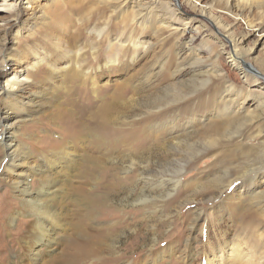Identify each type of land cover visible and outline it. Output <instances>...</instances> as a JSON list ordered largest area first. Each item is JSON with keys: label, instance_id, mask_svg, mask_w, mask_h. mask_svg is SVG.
I'll use <instances>...</instances> for the list:
<instances>
[{"label": "rangeland", "instance_id": "1", "mask_svg": "<svg viewBox=\"0 0 264 264\" xmlns=\"http://www.w3.org/2000/svg\"><path fill=\"white\" fill-rule=\"evenodd\" d=\"M228 37L244 68L255 69L248 78L233 63ZM13 54L19 61L5 66L2 57ZM34 62L32 83L12 103L41 93L44 105L15 127L13 143L26 153L14 171L1 163L0 130V264H31L37 217L13 184L32 171L28 186L37 190L44 181L37 168L69 195L66 215L55 220L58 255L66 239H90L97 254L88 264H207L211 247L220 254L239 243L250 264H264V136L232 139L222 131L209 143L201 139L230 111L243 119L261 109L264 0H22L13 12L0 10V86ZM212 65L215 87H199L193 81ZM179 66L194 72L179 76ZM174 87L178 97L153 103L152 94ZM118 95L133 105L110 122L100 111ZM7 100L0 98V113ZM259 155L256 170L241 175L238 168ZM172 175L176 188L158 185Z\"/></svg>", "mask_w": 264, "mask_h": 264}, {"label": "bare ground", "instance_id": "2", "mask_svg": "<svg viewBox=\"0 0 264 264\" xmlns=\"http://www.w3.org/2000/svg\"><path fill=\"white\" fill-rule=\"evenodd\" d=\"M20 1L19 0H0V10L7 8V9H9L10 12H13L16 5H18L19 3H22V0H20ZM100 1L109 3V2H112L115 0H100ZM123 1H127V0H123ZM140 5L143 6L144 9H146V10H148L150 8V6L145 4V3H142ZM164 6L166 8V11L171 10V5L169 2H166ZM175 13H177V12H175L173 10L174 15H175ZM31 14H32L31 16L36 17V13H34V11ZM137 15L139 16L140 19L145 18V16L142 15V11L137 13ZM17 17H18V15H17ZM183 23L187 24L188 21L185 20ZM172 31H174V30H172ZM230 40H231V43L233 45V50L231 51L232 54L230 53L231 54L230 56L233 57V59H232L233 63L236 65L241 63L240 70H242V73L244 74V76L248 78L249 75H253L251 73H253L255 69L251 70L249 67H248V69L244 68L242 61H241L242 57L238 51L237 44L234 40H232V39H230ZM138 47H140L139 44H137L135 46L136 49ZM144 49H145V47H144ZM146 49H147V47H146ZM188 54H189V52H188ZM13 55H15V56H13V58H11V56H9V55H5L4 57H2V63L5 64V66L11 65V64L16 65L17 60L19 61L20 58L18 57V54L17 55L13 54ZM39 55H40V53L37 55V57ZM180 55H182V54H180ZM117 60H118V58L116 57L115 59L106 62L105 65H110L111 62L116 63ZM183 60H184V58H183ZM185 63L186 62H184L183 64H185ZM35 65H36V63L34 62L33 64L31 63L29 66H26L22 69H19L17 71V73L14 75V77L9 79L6 82V84L0 86V98L6 99V100L9 99L10 97L12 98L10 101L7 100L8 103L5 106L6 108L4 107L5 109L3 110L2 113H0V130H1V134H2L1 142L3 143V147H2L3 159L1 161V163H4L5 165H7V167H10L9 171H14V169H13L14 167H16V166L19 167V165H22L25 163V161H24V156L26 153L25 148L23 146L16 145L13 143L14 137L16 135H18V133H19L17 128L15 129V127L17 126V123L18 122L20 123V121L27 120L26 119L27 117L35 116L37 113H39L42 110V107L44 105V100L42 99L41 93L40 94H34L33 93L35 97L30 96L27 101H25V102L22 101V104H20L18 107L16 106L15 102L12 103L14 98H15V100H21L20 95H23V93L25 91H27L28 85L30 84V82L32 83L29 76H30V71L36 70V69H34ZM3 66H2V69H3ZM159 66L160 65H157L154 68L159 69ZM49 67L51 68L52 66L50 65ZM185 67L186 66H179L177 68L176 74L181 76V75H184L186 72L187 73L188 72H190V73L194 72L191 70L189 71L188 68L186 69ZM52 68H54V70L56 69V67H52ZM160 69H161V67H160ZM155 70L156 69H154L153 71H155ZM21 72H25V73L24 74L22 73L21 75H19V73H21ZM153 75L154 74L151 73L150 77H147L146 80L147 79L150 80L151 76H153ZM216 77H217L216 81H218L219 83L224 82L223 76H220L219 74H217ZM195 80H197L198 82H196V81H193V82L195 84L198 83L199 87H201L202 85H208V84L209 85L211 84L215 87V65H212L211 69L208 71H201L200 77L196 78ZM179 90L180 89H178V87L177 88L174 87V89H173L174 92H172V91L167 92L166 91V92L162 93V91H161L162 94L156 93L154 96L152 94L151 97L153 100L152 99L151 100L153 101L154 104H158V103L165 104V102L173 100L174 98H176V96L178 97L179 93L180 94L182 93ZM188 90H190V89H188ZM193 90H195V89H193ZM163 91H165V90H163ZM186 91H187V89H186ZM229 91H231V90H229ZM184 97H185V95H184ZM175 100H177V99H175ZM130 103L132 106L133 104H132V102H130V100L129 101L124 100L122 98V96L120 95L118 98H114V100H112L110 103H107L104 110L102 108L103 111H100V113L102 112V114H104V116L106 117L104 119H109L111 122V115L112 114L114 115V113L117 114V113H121V112L122 113L126 112L125 110H127L128 105ZM103 106H105V105H103ZM260 106H261V109H260L259 113H257L254 116L251 115V117H249V118L241 119V118L236 117L237 115H239V111L237 109L230 111V117L231 118H228L227 121L223 122L225 124H222L221 126H218L220 124L216 125V129H215V125L208 128V129H204L202 134H201V139H205L209 143L215 139V133L216 134H224V133H222V131H224L225 133L227 132L229 134L230 138L232 137V139H234L233 137H235V136L242 139L246 136V134H249V133L250 134L256 133V135H261V136L263 135L264 136V101L260 102ZM14 108H16V110ZM223 108H225V107H223ZM225 109L229 111L228 108H225ZM100 110H101V108H100ZM14 111H16V112H14ZM13 113H17L18 116H16V117L18 119H16L15 121H10L9 119ZM18 113H22L24 115H20ZM100 113H99V115H101ZM248 114H250V113H248ZM228 116H229V113H228ZM233 117H234V119H233ZM112 121H114V120H112ZM202 135H205V136L202 137ZM224 136H225V134H224ZM261 157L262 156H260V155L255 156L253 158L250 156L249 158H252V159H249L248 162H246L247 164L244 163V165H242V167L238 168V170L240 168L242 169V170L240 169L241 173H242L241 175H244V174H246V172H249L248 169L256 170V168L253 169L251 167H254L255 165H257V163L259 162V159ZM35 170L39 171L37 173H42V175L44 177V181H42V184L40 185V187L37 190L31 189L28 186V179L30 176H32V174H33L32 171L27 172V173H22V172L19 173L20 177L19 178L17 177L18 179H15L14 184H13L15 191L19 194L18 196H21V200L23 201V203L30 209V212L35 217H37L36 222L34 224V230H35L34 236H36L35 240H34L35 245L33 248H31L32 250H30V253L28 254V259L30 260L31 264H40V263L41 264H59V263L60 264H63V263L64 264H88L89 261H87V260L96 259L94 257V255L97 254V252L94 251L95 249L93 250L92 248H90V243H89L90 239H87L86 241L81 240V242H78V244L72 242L70 239H66V242H65V240L63 242L67 243L66 244L67 247H65L64 250L61 253H59V255L57 254L56 251L59 248L58 245H59V243H61L58 240L60 238L61 231H59V227H58L59 222L57 221L58 223L56 225L55 220L60 219L61 216L66 215L65 212H63L64 211V203L67 200H69V195H68V193L64 192L63 187L61 186V184L59 183L58 180L51 179V175H49V173L46 172V171H49L48 169H45V171H44V170H40L37 168ZM241 175L238 177H241ZM235 179L236 178H233V179L230 178L228 180L229 185L232 184V182ZM217 181H220V180H217ZM213 183H211V184H213L215 186V179L213 180ZM158 185L160 187H165L166 190H170V188H172V186L174 188L177 187V183H176L175 179H173V175L170 177H166L164 179H161L160 183ZM72 190H74V189H72ZM70 191H71V189H70ZM200 214H202V213H196V219L200 216ZM42 245H44L43 247L46 248V254H48V256H49L48 258H44L41 250L38 249ZM214 248L215 247H211V253L206 258L207 262H208L207 264H217L218 261L220 263L221 261H223L224 258H227V257H229L231 259V262H234L235 264H250L251 263V261H250L251 254L249 252H247V253L244 252L239 243H237V244L233 243L232 246L230 247V252L222 249L220 251V254H218L217 251L216 252L214 251ZM98 257H99V255H98ZM46 259H48V260L46 261ZM43 260L46 262H43Z\"/></svg>", "mask_w": 264, "mask_h": 264}]
</instances>
